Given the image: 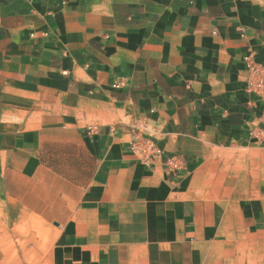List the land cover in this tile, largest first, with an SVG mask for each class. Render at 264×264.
Returning <instances> with one entry per match:
<instances>
[{"label": "crops", "instance_id": "1", "mask_svg": "<svg viewBox=\"0 0 264 264\" xmlns=\"http://www.w3.org/2000/svg\"><path fill=\"white\" fill-rule=\"evenodd\" d=\"M252 65L264 0H0V212L57 230L51 264H264L258 204L203 175L264 150Z\"/></svg>", "mask_w": 264, "mask_h": 264}, {"label": "rangeland", "instance_id": "2", "mask_svg": "<svg viewBox=\"0 0 264 264\" xmlns=\"http://www.w3.org/2000/svg\"><path fill=\"white\" fill-rule=\"evenodd\" d=\"M203 175L209 179L207 194L230 195L235 215L244 214L243 206L258 204L254 242L259 244L252 258L264 256V150L216 149L208 160ZM230 199V200H231ZM231 203V202H230ZM228 205H230L228 203ZM234 215V214H233ZM0 212V264H51L52 246L56 231L48 230L36 221L15 224ZM245 224L247 222H244ZM17 227V230H9Z\"/></svg>", "mask_w": 264, "mask_h": 264}, {"label": "built area", "instance_id": "3", "mask_svg": "<svg viewBox=\"0 0 264 264\" xmlns=\"http://www.w3.org/2000/svg\"><path fill=\"white\" fill-rule=\"evenodd\" d=\"M245 83L247 92L257 95L264 102V67L261 65L249 66L246 72ZM122 85V82H116L112 86L120 88ZM134 126L136 128H146V124L134 123ZM132 148L145 160H152L154 156L160 157L162 154L161 150L147 137H141L139 142H134ZM173 163V159H170L168 162L169 165Z\"/></svg>", "mask_w": 264, "mask_h": 264}]
</instances>
